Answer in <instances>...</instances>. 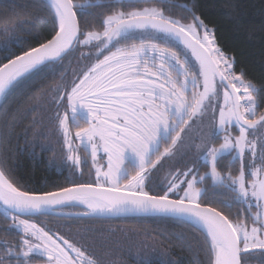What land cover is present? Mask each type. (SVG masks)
<instances>
[{
  "label": "snow or ice",
  "instance_id": "snow-or-ice-1",
  "mask_svg": "<svg viewBox=\"0 0 264 264\" xmlns=\"http://www.w3.org/2000/svg\"><path fill=\"white\" fill-rule=\"evenodd\" d=\"M156 3L28 0V18L16 28L37 46L14 34L0 41L7 60L0 64V116L59 76L51 128L33 117L25 151H54L42 140L55 135L62 158L49 165L68 171V186L22 191L0 148V230L14 237L0 240V264H119L104 259L110 237L73 241L33 222L45 216L171 219L203 237L200 264H264V88L237 73L194 4L181 5L191 17L183 23ZM3 7L15 13L14 3ZM65 62L76 67L66 71ZM89 161L95 182L74 179ZM67 207L82 210L64 213ZM177 239L193 249L186 237ZM115 250H122L118 242ZM136 264L152 260L138 252Z\"/></svg>",
  "mask_w": 264,
  "mask_h": 264
},
{
  "label": "trees",
  "instance_id": "trees-1",
  "mask_svg": "<svg viewBox=\"0 0 264 264\" xmlns=\"http://www.w3.org/2000/svg\"><path fill=\"white\" fill-rule=\"evenodd\" d=\"M74 2L83 3L84 0ZM10 3H14L15 13L3 7ZM27 4L28 0H0V41L14 34L29 40L30 46H37V40L16 28L20 21L28 18L25 10ZM193 4L196 15L203 19L209 29L214 30L219 47L226 55L235 58L237 73L243 71L246 81L254 83L257 88H264V0H168L166 5L157 0L155 6L164 8L166 14L188 23L191 17L181 5L193 7ZM40 32L43 36H48L47 27L41 26ZM22 51L20 48H13L15 54ZM5 62L7 60L0 56V64ZM75 67V64L65 62L66 71ZM59 82V76L41 82L33 92L15 103L6 117L0 116V148L11 156V171L7 174L22 191H55L60 186H68V171L49 165L50 160L59 161L62 158L61 147L55 135L50 134L47 141L42 140L43 143H50L54 151L42 152L37 147L34 149L35 156L31 155L32 148L25 151V136L32 139L26 130L31 128L33 117L42 120L51 128L48 119L51 114L50 97L53 94L52 89ZM33 108L36 109L35 112L32 111ZM70 128L73 131L71 123ZM92 173L84 170L81 176L77 174L74 179L94 183ZM42 218H36L43 220L40 222L41 226L55 228L73 241H78L85 235H93L98 239L110 237L113 250L104 255L106 261L115 256L119 264H136L138 252L150 257L152 264H160L161 258L169 257L179 261V264H200V261L206 259L205 254L198 251L203 237L199 233L193 235V230L187 225L171 219L132 217L74 220L45 216L46 221ZM88 229L94 231L89 233ZM178 236L186 237L192 243L193 249L189 250L186 243L177 239ZM3 239L13 241L14 237L0 230V240ZM116 242L122 247L121 251L115 250ZM133 244L141 247H133L129 251V245ZM97 251L102 250L98 248ZM253 263L256 262L252 261L251 264Z\"/></svg>",
  "mask_w": 264,
  "mask_h": 264
},
{
  "label": "flooded vegetation",
  "instance_id": "flooded-vegetation-1",
  "mask_svg": "<svg viewBox=\"0 0 264 264\" xmlns=\"http://www.w3.org/2000/svg\"><path fill=\"white\" fill-rule=\"evenodd\" d=\"M70 123H71V121H70ZM73 129V132L76 130L75 128H72ZM80 155H81V158H82V160H83V158L86 156V153H84L82 150H81V152H80ZM83 155V156H82ZM100 162V164H103L104 163V160H100L99 161ZM85 171H87V172H93L92 173V175L94 176V180H95V169L93 168V167H91V162L89 161V164H88V166L87 167H85ZM79 174V173H78ZM80 176L82 175V174H79ZM95 182V181H94ZM42 219H44V220H46L47 221V219L46 218H42ZM33 221H36V222H38V223H40L41 221H43V220H40V219H36V218H33ZM42 223V222H41ZM41 225V224H40ZM43 227V226H42ZM61 234H63V235H65V233H62L61 232Z\"/></svg>",
  "mask_w": 264,
  "mask_h": 264
},
{
  "label": "water",
  "instance_id": "water-1",
  "mask_svg": "<svg viewBox=\"0 0 264 264\" xmlns=\"http://www.w3.org/2000/svg\"><path fill=\"white\" fill-rule=\"evenodd\" d=\"M81 210H82V208H71V207H67V208H64L62 211L64 213H75V212H79ZM54 217H58V216H54ZM25 218H27V217H25ZM59 218H61V217H59ZM112 218H132V217L131 216H129V217L120 216V217H112ZM112 218H108V219H112Z\"/></svg>",
  "mask_w": 264,
  "mask_h": 264
},
{
  "label": "rangeland",
  "instance_id": "rangeland-1",
  "mask_svg": "<svg viewBox=\"0 0 264 264\" xmlns=\"http://www.w3.org/2000/svg\"><path fill=\"white\" fill-rule=\"evenodd\" d=\"M257 135H260V133L259 132H257ZM22 218H25V217H22ZM33 222H35V223H37V224H39L40 225V223H38V222H36V221H33ZM41 226V225H40ZM42 227V226H41ZM253 264H256V263H253Z\"/></svg>",
  "mask_w": 264,
  "mask_h": 264
}]
</instances>
